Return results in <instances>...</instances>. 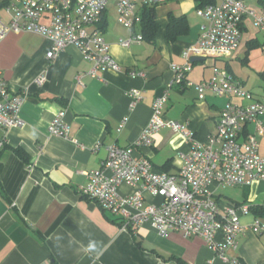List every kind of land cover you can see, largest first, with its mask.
I'll return each instance as SVG.
<instances>
[{
	"label": "crops",
	"instance_id": "crops-1",
	"mask_svg": "<svg viewBox=\"0 0 264 264\" xmlns=\"http://www.w3.org/2000/svg\"><path fill=\"white\" fill-rule=\"evenodd\" d=\"M13 4L17 0H0L1 20L11 19L7 7ZM249 5L264 6L259 0ZM197 7L196 0H164L154 8L158 22L155 39L143 37L125 46L120 39L133 32L143 36L142 26L140 22L132 29L122 25L116 2L111 1L98 26L122 69H105L100 77L88 74L91 63L74 44L48 58L51 41L41 34L10 31L4 37L0 69L10 91L25 95L20 109L25 125L0 126V138L6 140L0 150V264H181L174 257L186 264H233L235 257L243 264H264V234L251 228L256 218L262 222L264 218L251 210L246 214L239 211L246 229L238 247L229 249V260H225L202 237H185L181 232L161 236L150 221L134 226L132 232L120 218L81 194L87 173L100 168L107 156L106 147L134 144L150 121L156 97L165 92L167 118L186 121L203 142L217 132L220 112L229 97L207 90L200 99L193 85L175 82L172 68L185 63L184 50L198 39L206 22L196 13ZM141 13L138 6L140 19ZM183 15L187 26H182L187 29L171 42L166 36L171 16ZM41 22L49 23V18ZM195 57L187 74L193 84L209 80L218 67L256 96L264 94L260 76L264 72V32L251 19L245 20L240 45L230 57ZM255 86L263 92L256 93ZM133 90L141 96L134 104ZM230 99L249 102L237 96ZM60 110L71 125L69 139L48 130ZM261 121L264 124V116ZM250 133L256 134L264 156V132L257 133L256 123L248 122L241 137ZM96 143H100L98 149L94 148ZM17 148L24 150L28 161L19 156ZM189 149L181 133L164 127L154 135L152 146L137 148L134 155L148 158L158 170L177 172L184 163L181 153ZM210 190L222 209L264 205V179L245 187L212 183ZM136 191L138 187L120 186L121 194ZM145 199L160 201L149 193ZM217 238L221 240L222 235Z\"/></svg>",
	"mask_w": 264,
	"mask_h": 264
},
{
	"label": "built area",
	"instance_id": "built-area-1",
	"mask_svg": "<svg viewBox=\"0 0 264 264\" xmlns=\"http://www.w3.org/2000/svg\"><path fill=\"white\" fill-rule=\"evenodd\" d=\"M111 1L116 2L118 21L132 29L141 20L138 6H156L164 0H17V4L7 7L11 19L8 22L0 19V43L10 31L34 32L51 41L48 58L56 57L67 45L74 44L91 63L89 75L100 77V71L108 68L119 71L122 66L112 56L110 43L98 26ZM196 13L206 22L198 39L184 50L185 63L172 68L175 82L186 81L193 85L200 99L205 98L207 90L229 97L220 112L217 132L203 142L186 121L167 118L168 94L165 92L156 97L150 121L134 144L106 147L107 156L100 168L87 173L88 181L81 187V194L120 218L126 227L150 221L161 236L171 232H181L185 237L199 236L220 258L229 260L227 251L238 247L239 238L246 229L240 222L239 211L246 214L250 207L247 204L228 205L222 209L210 185L245 187L264 179V156L260 153L256 134L241 137L248 122H255L257 133L263 134L264 94L256 96L222 68L216 67L209 80L196 84L187 80V74L193 69L195 56L230 57L240 45L246 19H251L254 26L264 32V6L256 8L245 0H217L197 7ZM44 17L49 18V23L41 22ZM142 39V35L133 32L130 37L120 39V43L129 46L132 41ZM232 96L249 102H233ZM24 98V94L10 91L0 69V126L25 125L20 116ZM140 98L139 91L133 90V104ZM124 123L125 120L120 127ZM164 127L181 133L190 145L188 152L181 153L184 163L177 172L158 170L148 158L134 155L135 149L152 146L154 135ZM48 130L51 135L71 137V125L65 119L64 110L54 116ZM5 144L6 140L0 138V150ZM99 147L100 143L94 146L95 149ZM123 184L138 187V191L121 194ZM145 193L160 201L147 202ZM251 228L264 234V222L259 218ZM219 234L221 240L217 238ZM231 261L243 264L237 257Z\"/></svg>",
	"mask_w": 264,
	"mask_h": 264
},
{
	"label": "trees",
	"instance_id": "trees-1",
	"mask_svg": "<svg viewBox=\"0 0 264 264\" xmlns=\"http://www.w3.org/2000/svg\"><path fill=\"white\" fill-rule=\"evenodd\" d=\"M198 1V7L203 6L207 3H214L217 0H196ZM260 3L264 5V0H259ZM155 6H143L142 13H141V21L140 24L142 26L143 37H146L148 40H154L156 31L158 28V22L155 20V13H154ZM187 26V19L186 16L175 17L171 16L170 23L167 28V39L169 41H174L184 29L182 25ZM185 26V27H186ZM261 78L264 80V72L261 73ZM16 152L19 154L21 158L25 161H28V157L23 149L17 148ZM250 210L258 217L264 218V205H254L250 207ZM123 223V221H121ZM128 228L130 231L134 232V226L129 224ZM173 257V256H172ZM179 263L186 264L183 260L178 257H174Z\"/></svg>",
	"mask_w": 264,
	"mask_h": 264
},
{
	"label": "rangeland",
	"instance_id": "rangeland-1",
	"mask_svg": "<svg viewBox=\"0 0 264 264\" xmlns=\"http://www.w3.org/2000/svg\"><path fill=\"white\" fill-rule=\"evenodd\" d=\"M247 2H248V4L250 3V2H253V0H246ZM207 59H210V60H212V58L211 57H209V58H207ZM255 89H253L256 93H258V94H261L262 92H263V90L260 88V87H258V86H255L254 87ZM228 190V189H227Z\"/></svg>",
	"mask_w": 264,
	"mask_h": 264
},
{
	"label": "clouds",
	"instance_id": "clouds-1",
	"mask_svg": "<svg viewBox=\"0 0 264 264\" xmlns=\"http://www.w3.org/2000/svg\"><path fill=\"white\" fill-rule=\"evenodd\" d=\"M95 245L93 244V245H89V247H94Z\"/></svg>",
	"mask_w": 264,
	"mask_h": 264
},
{
	"label": "water",
	"instance_id": "water-1",
	"mask_svg": "<svg viewBox=\"0 0 264 264\" xmlns=\"http://www.w3.org/2000/svg\"><path fill=\"white\" fill-rule=\"evenodd\" d=\"M196 59H197V58L195 57V58L192 59V61H193V60H196Z\"/></svg>",
	"mask_w": 264,
	"mask_h": 264
}]
</instances>
